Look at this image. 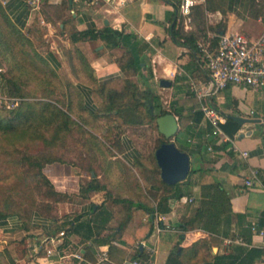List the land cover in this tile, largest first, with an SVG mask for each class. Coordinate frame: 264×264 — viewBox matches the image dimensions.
Segmentation results:
<instances>
[{
  "label": "crops",
  "instance_id": "obj_1",
  "mask_svg": "<svg viewBox=\"0 0 264 264\" xmlns=\"http://www.w3.org/2000/svg\"><path fill=\"white\" fill-rule=\"evenodd\" d=\"M32 1H36V3L32 4ZM121 1L73 0L72 6L70 4L69 8H63L64 0H1L12 21L31 37L38 51L48 59L51 66L57 71L64 70L68 74L77 93L83 97L84 106L90 112H96L98 108L94 91L96 83L103 84L124 78V72L117 57L123 56L127 47L133 45L138 47L145 43L154 47V42H159L160 49H158V54L154 55L153 61L166 63V70L170 74L174 70V60L164 53V45L169 40L164 26L168 25L165 23L170 21L175 10L174 6L166 0H125L124 3ZM227 3V26L220 33L225 31L244 32L254 37L264 33L262 17L256 18L249 13L250 0H228ZM106 26L125 31L121 46L110 48L102 38L76 42L71 38L75 32L84 31L90 27L103 29ZM257 27L259 29L256 32ZM129 35H137L139 39L143 40V43L141 44L138 42L139 39ZM171 41L182 50L187 48ZM79 52L84 57L83 60L79 57ZM111 53L114 54L113 58ZM184 59H187V55ZM197 60L200 61L204 70V77L199 81L202 83L208 79L207 70L201 57ZM145 64L142 62V65ZM4 65L7 66V63L0 58V96L9 95L6 78L8 74H6L7 70ZM199 102L202 105L200 100ZM210 103L225 117L226 115L241 116L254 119V121L241 125L235 136L227 134L229 138L225 140L212 134L213 127L206 117L200 123L194 122V115L198 109L189 110L190 117L186 118L183 130L180 129L182 112L177 115L179 132H184L183 149L190 155L191 168L198 171L192 176L193 184L190 187V197L173 200L171 202L172 210L165 213L166 223L172 227L171 230L159 233L157 230L158 221L154 219L153 234L147 238L138 236L140 231H143L144 227L149 224L150 219H148L136 227L133 225L126 228L125 233L112 240V245L101 243L97 239H101L100 237L105 236L109 230H102L99 235L94 229V233L91 234L87 232V227H82V224L84 221H91L92 225H96L92 221L91 209L93 205H102L105 202L107 198L105 194L108 191L90 192L86 197L87 203L79 207L78 211H75L70 203H62L59 204L55 213L57 218L48 217L35 211L28 223H22L18 237L21 239L25 237L28 244L24 251V255L27 257L24 259L25 264H100L97 262V253L100 249L105 248L109 249L111 259L110 263L106 264H123L132 260L128 259L129 256L138 254L139 247L142 248L143 253L149 252V249L156 251L155 264H166L170 253L176 247H190L201 237L215 242L216 247H213L217 248V251L214 254H236V249L239 247H259L264 251L262 229L253 230L251 228L253 225L259 224L264 213V90L254 91L240 86H229L219 95L212 97ZM189 127H191L190 132L187 130ZM243 134L244 136H241ZM121 143L124 144L126 150L125 162L134 165L139 156L133 151L134 148L126 137L122 139ZM245 151L249 153L247 156L243 154ZM44 172L58 191L70 194L80 192V179L71 165L56 162L47 165ZM254 172L255 174H253ZM247 179H251L253 184L248 185ZM76 182H78V187ZM151 182L153 194L164 192L161 185L154 180ZM215 183L222 184L228 193L232 215L223 220L219 234L193 228L185 233V238L180 242L182 230L179 224L184 218L191 216L190 212L185 209V204L187 201H197L203 185ZM116 205L118 204H113V209L116 208ZM75 212H78L81 218L71 217L73 221L75 219L73 223L79 226V231L71 234V248L75 245L83 248L82 251L86 252L87 259L79 261L76 258L59 259L55 257L46 260L40 254L35 256L32 247L33 238L57 234L54 233V230L58 224L64 221L66 215H75ZM239 214H242L243 217H239ZM114 224V218H112L106 228L113 227ZM0 227L4 231L5 237L9 234L11 237H17L9 218L1 221ZM85 236H89V238ZM238 236L244 239L243 244L226 243L227 239ZM248 239L251 240L250 244ZM82 241L86 242L81 243ZM141 242H145L146 247L139 245ZM6 250L8 251V249ZM15 260L19 261L17 258ZM254 264H264V252Z\"/></svg>",
  "mask_w": 264,
  "mask_h": 264
},
{
  "label": "rangeland",
  "instance_id": "obj_2",
  "mask_svg": "<svg viewBox=\"0 0 264 264\" xmlns=\"http://www.w3.org/2000/svg\"><path fill=\"white\" fill-rule=\"evenodd\" d=\"M215 5L222 9H209L206 2L196 4L188 15L181 13L178 9L177 32L179 35L193 36V43L197 44L204 36L219 33L227 26L225 10L228 8V3L217 1ZM1 7L3 8V4L0 0ZM249 13L252 16L260 14L264 17V0H250ZM171 23L170 19L165 23L168 25L164 26L165 33L169 36V40L164 45V53L174 60L173 72L171 74L167 72L166 63L153 61L154 55L158 54L160 49L159 42H154L155 46H149L140 58L146 63L143 65L145 69H141L136 74L128 69V72L124 73V78L111 82L113 85L111 86L120 93L114 102L103 93L102 113L95 116L84 112L82 99L75 94L77 90L70 95L73 83L64 70L56 71V75L50 76V79L37 77L28 72L24 73L25 71L16 68L15 64L11 67L4 65L8 76L22 77L20 96L24 98L0 96L3 127L9 125L10 119L26 111L27 108L20 105L22 100L34 103L38 108L45 100L58 102L69 109L70 116L76 123L73 122L69 127L64 128L57 138L53 136L52 126H49L50 130L45 132L42 129L43 133L37 131L21 137L10 136L7 139L0 134V209L4 210L10 206L11 209L19 210L22 214L19 217H7L17 237H11L10 234L6 235L7 237L4 234L0 237V264H25L24 259L27 257L24 251L28 244L25 237L22 240L18 235L30 209L35 208L44 212L46 207L51 206L56 209L59 204L70 203L73 209L78 211L79 207L87 203V196L83 193L79 194L80 192L69 194L68 197L64 196L62 201L57 203L55 199L58 197L49 194V186L40 178L38 169L32 164V161L36 159L43 160L44 157L63 159L65 164L71 165L79 176V186L86 185L94 177V171L98 181L107 188L108 193L105 194L107 198L103 203L113 212L115 223L113 227L123 226L121 234L125 233L130 226L136 227L153 217V213L146 208H141L138 203L141 202L150 209L156 208L164 192L153 194L152 180L161 185L164 190L167 189L161 178V169L156 158V151L165 139L159 131L157 118L163 109L174 114L180 111L179 113L182 112L180 129L183 130L186 118L190 117L189 110L201 107L194 85L204 77V70L194 51L189 47L182 50L171 41L173 40ZM258 29L257 27L256 32ZM134 37L139 39L137 35ZM138 42L142 44L143 40L139 39ZM186 55L187 59H184ZM113 56L114 54L111 53L112 58ZM123 61L126 63L127 58ZM11 68L13 73L10 71ZM149 71L153 72V76ZM163 78L172 79V86H161L160 80ZM126 81H132L133 86L130 87L129 84L128 89L125 88ZM70 86L72 88L68 91ZM148 87L157 96V99L153 101L152 114H149L147 101L141 94ZM66 94L71 96V100ZM69 101H72L74 108L67 107ZM125 137L139 156L134 165H129L124 159L126 150L121 141ZM183 138L178 132L169 141H175L177 146L184 150ZM115 198L126 201L119 203L115 201ZM114 203L118 204L115 209H113ZM196 207L195 202L187 201L185 204V209L191 215L195 213ZM154 219L157 221L156 212ZM142 234L141 232L138 236ZM205 239V237L199 238L196 248L186 247L189 250L182 257L183 264H204L211 258L212 252L216 253L215 242L206 243ZM156 254V251L150 254L145 253L142 260L155 264ZM134 256L132 254L128 259L131 260L135 258ZM191 256H194L192 260H190Z\"/></svg>",
  "mask_w": 264,
  "mask_h": 264
},
{
  "label": "trees",
  "instance_id": "obj_3",
  "mask_svg": "<svg viewBox=\"0 0 264 264\" xmlns=\"http://www.w3.org/2000/svg\"><path fill=\"white\" fill-rule=\"evenodd\" d=\"M166 1L171 3L175 8L171 16V22H172L171 31H172L173 41L178 45H182L192 49L194 51L196 58L199 59L201 56L197 48V44L193 43L194 40L193 36L183 37L182 35H179V32H177V15L179 9L178 1L177 0H166ZM215 1L216 2L219 1L221 3L228 2V0L227 1L206 0L205 2L208 4L209 9L221 10L222 7L217 8L215 5L216 3ZM69 6H70V0H66V1L64 0L63 8L64 7L69 8ZM254 17L260 18L262 17V15L257 14ZM262 19L264 20V17H262ZM124 36H125V31L114 29L110 26H106L103 29L90 27L84 31L75 32L72 34L71 38L74 42L78 40L102 38L107 42L110 48H116L122 45V40ZM131 37L134 36L132 35ZM148 46H149L148 43H145L143 46L141 45L137 47L133 45L132 47H127L128 49L126 50L127 54L125 52V54L118 59V63L124 73H127L128 69H130L136 74L141 69H145L142 65L143 61H141L140 58L141 55L143 54V51ZM79 57L81 59L82 58L84 59V57L80 54V52H79ZM0 58L2 61L6 62L8 66L10 65L11 67L12 64L13 65L15 64L16 68L25 71L24 73L26 72L32 73L34 76L37 77L51 79L52 76L56 75V71H57L56 68L52 67L48 59L38 51L31 37L25 34L22 31V29L14 21H12V19L7 14L4 7L0 8ZM126 58L127 61L126 63H124L123 60ZM10 71L13 73L12 68ZM24 73L22 72V74ZM150 75L153 76V72H150ZM14 76L15 75L10 77V75L9 76L7 75L6 77L9 88V96L12 98L23 99L24 97L20 96L21 94L20 92H22L21 91L22 89L21 83L23 82L22 77H20V75H18V77H14ZM111 82L113 81H109L103 84L96 83V85L94 86L96 100L98 103V108L96 112H90L88 108L84 106L83 97L77 93L74 84L72 85L73 88L72 86H70L68 91H70L71 88L73 89L71 92H69L70 95H72V93L74 94V91H76L75 92L76 96L82 99L81 104L84 109V112L95 116L102 113L103 93L107 98L108 97L111 98V101L113 102L116 101L117 99L116 96L118 95V93H120V91L112 87L113 85ZM126 82L127 85L125 88L128 89L129 84L130 87L133 86L131 85L132 81H126ZM141 94H143L145 100L147 101V109L149 114H152L153 113L152 107L154 106L153 101L157 99L156 94L149 87L146 89L145 92ZM66 95L68 99L71 97L68 94ZM21 104L22 106L27 108L26 111L23 114H20L17 117L10 119L9 125H7L6 127H3L2 113L0 112V134H3L7 139L10 136L11 137L27 136L37 131L39 133H43L46 130L47 131L50 130L49 126H52L54 128L53 136L54 138H57L61 134L64 128L69 127V125L73 122L76 123L74 120H72L69 109L62 106L58 102L45 100L42 102L40 108L36 107L34 103L28 102L26 100H22L20 105ZM67 107L74 108V104L72 103V101L71 102L69 101ZM168 112L169 111L163 109L160 111L159 116L164 115ZM179 112L180 111L175 112L176 115H179L180 114ZM35 117L37 119H34ZM204 117H205L204 112L201 109H198L194 115V122L200 123ZM35 120L37 122H35ZM190 128L191 127L187 129L188 132H190ZM221 128L229 136H235V134H237L238 131L240 130L241 125L234 119L232 115H226V122L221 125ZM42 129L43 132L41 131ZM179 135L184 136V132L180 131ZM168 141L169 139L165 137L164 141H162L161 144ZM56 162L65 164V161L63 159L57 157L56 158L44 157L43 160L36 159L32 161V164L35 166V168L38 169L39 171L38 174L40 178L44 181L45 184L49 186V194L51 196L58 197V199L56 198L55 201L59 203L60 201H62L64 196L68 197L70 193L58 191L55 185L53 184V182L51 181V179L44 172V168L47 165ZM197 171H198L197 169L191 168L187 178L184 181L175 184H168L163 181V183L167 186V189L164 190L163 196L160 198L159 202L157 203L156 208L150 209L145 204L141 202L138 203V206H140L141 208H146L147 210H149V212L153 213V217H150V222L147 225V227H144V230L140 231L143 233L142 235H140L141 237L147 238L151 234H153L155 212L164 213V214L169 213L172 210L171 202L173 200L176 199L182 200L185 197H190L191 195L190 187L193 184L192 176ZM106 189H107L106 186L102 185V183H100V181H98V178L95 177L94 175V177L86 185L80 186L79 194L83 193L85 196H88L90 192H100ZM115 201L121 203L126 200L115 198ZM195 203H197L195 213L192 214L190 217L184 218L179 224V227L182 230V233L180 234V242L185 238V233L193 228H200L205 232H209L212 234H219L223 220L227 217H230L233 213L230 197L226 192V190L224 189L223 185L220 183L203 185L201 195ZM9 207L7 209L4 208V210L0 209V222L10 216L19 217L22 215L19 210L11 209V207L10 208ZM45 209L46 210L44 212L36 210L35 208L30 209L25 218V222L28 223L30 221L31 216L35 211L40 212L41 214L46 215L48 217L57 218L55 214L57 211V207L56 209H54L53 207L50 206V207H46ZM91 213L93 214L92 221H94L96 225H92L91 221L89 222L84 221L82 227L84 226L87 227L88 230L87 232L88 233L90 232L91 234L94 233V229H96L95 232L97 231L99 235H101L102 230L108 229L109 232L107 233V235L102 236L100 237L101 239H97V240L100 241L101 243L112 245V240L114 238H117L121 234L123 226L119 225L118 227L106 228L107 223L113 218V214H112L113 212L107 207L105 203H103L102 205H93L91 209ZM73 216L76 219L81 218V216L78 213L75 215L73 214L66 215L64 217V221L61 224H58V226L55 228L54 233H58L62 230L65 231L64 244L61 247L63 251L74 252L80 250L83 253L84 258L87 259L86 252L82 251L83 248L81 249L77 245L71 248V243H72L70 238L71 234L79 231V226L73 223L75 221V219L73 221L71 218ZM238 216L243 217L242 214H239ZM257 225H253L251 228L253 229V227H255L256 230H261V229L263 230L264 213L262 214L260 222ZM3 234L4 231L0 227V237L3 236ZM85 237L89 238V236H85ZM86 241H82L81 243H85ZM205 242L209 243L211 241L206 238ZM248 242L250 244L251 240L248 239ZM198 243L199 240L194 242L192 244V247L190 248H196ZM141 249L142 248L139 247L138 254H136L134 256L135 258L133 259L142 260L145 253H143L144 251L142 252ZM174 250L170 253L166 264H181L182 257L184 256L185 252L189 250V248L178 246L177 249ZM263 252H264L263 249L259 247H239L236 249V254L233 253L214 254L212 252L211 258L205 261L204 264H254L258 258L262 257ZM147 253L150 254V252ZM40 254H43V251H40ZM193 258L194 256H191L190 260H192Z\"/></svg>",
  "mask_w": 264,
  "mask_h": 264
},
{
  "label": "built area",
  "instance_id": "obj_4",
  "mask_svg": "<svg viewBox=\"0 0 264 264\" xmlns=\"http://www.w3.org/2000/svg\"><path fill=\"white\" fill-rule=\"evenodd\" d=\"M179 11L185 15L192 12L196 4L206 0H177ZM122 3L125 0L121 1ZM35 4L36 1H32ZM202 61L205 64L208 79L205 82L195 84L194 90L202 102L201 110L205 117L210 121L213 130L212 134L227 140L229 137L221 128L225 123L226 117L216 109L210 101L212 97L220 94L229 86H240L254 91L264 90V33L258 37L248 35L244 32L225 31L219 34H209L197 42ZM247 156L248 152H243ZM255 174V172L253 173ZM246 183L252 185L253 181L247 179ZM158 221V232L171 230L172 227L166 223V215L156 212ZM162 223L163 225H161ZM256 230L255 227H253ZM264 233V230H261ZM65 231L57 234H47L33 238V250L35 256L40 254L44 259L51 260L55 257L59 259L76 258L83 261L84 255L78 250L74 252L63 251L61 247L64 244ZM245 241L242 237H234L226 240L227 244L239 243ZM139 245L146 247L145 242ZM153 253V249H149ZM152 256V255H151ZM38 258V257H37ZM97 262L102 264L110 262L109 249H100L97 253ZM126 264H152L151 261L133 259Z\"/></svg>",
  "mask_w": 264,
  "mask_h": 264
},
{
  "label": "water",
  "instance_id": "obj_5",
  "mask_svg": "<svg viewBox=\"0 0 264 264\" xmlns=\"http://www.w3.org/2000/svg\"><path fill=\"white\" fill-rule=\"evenodd\" d=\"M70 4L72 6L73 0H70ZM172 84L173 81L170 79L163 78L160 80L161 86L170 87ZM233 117L240 125L254 121V119L241 116ZM157 123L159 131L168 139L174 137L179 132L178 118L174 113L168 112L159 116ZM241 136H244V134ZM156 158L161 169V178L165 183L175 184L187 178L191 169V158L186 151L177 146L175 141L170 140L162 143L156 151ZM93 175H95L94 172Z\"/></svg>",
  "mask_w": 264,
  "mask_h": 264
}]
</instances>
